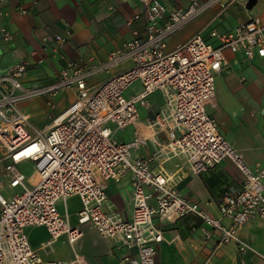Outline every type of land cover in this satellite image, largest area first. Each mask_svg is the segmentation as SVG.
Returning a JSON list of instances; mask_svg holds the SVG:
<instances>
[{
	"label": "built area",
	"instance_id": "2783aa9c",
	"mask_svg": "<svg viewBox=\"0 0 264 264\" xmlns=\"http://www.w3.org/2000/svg\"><path fill=\"white\" fill-rule=\"evenodd\" d=\"M238 1L188 0L186 6H168L166 0H138L146 34L139 37L137 29L132 30L131 37L102 64L129 61L128 66L94 88L87 84V70L76 60H69L45 84L23 83L26 65L20 60L0 75V264H84L77 255L71 260H42L25 230L28 225L46 228L44 250L51 249L61 235L73 245L82 230L70 223L66 208L58 207L59 201L70 196L80 199L75 212L78 224L89 223L124 248L115 264H157V244L164 239V231L154 216L170 223L196 215L206 239L216 233L219 243L234 242L241 251H255L239 237L238 229L250 219H264V165L250 168L205 106L214 96L215 77L226 63L225 48L241 50L245 59L264 58V19L250 15L231 30L212 29L216 43L198 31L167 49V37L179 26L212 7L221 14ZM139 18L140 13H135L126 23ZM11 37L10 31H3L2 38ZM55 37L65 40L60 34ZM136 81L140 88L126 94ZM70 90L74 99L52 115L45 129L33 127L30 114L20 107L36 96L54 107L59 94ZM155 92L162 103L146 118L157 128L152 134L155 148L150 157L135 156L134 149L145 145L147 137L135 129L131 139L121 141L116 132L138 122L140 107L147 106ZM159 131L163 135L158 136ZM153 158H177L176 167L184 161L195 174L229 158L242 183L222 195L220 216H213L183 196L169 175L153 169ZM24 162L33 169L29 176L19 166ZM127 173L131 203L125 218L105 210L104 203L107 182ZM223 217L231 222L224 224Z\"/></svg>",
	"mask_w": 264,
	"mask_h": 264
},
{
	"label": "crops",
	"instance_id": "0c3cea01",
	"mask_svg": "<svg viewBox=\"0 0 264 264\" xmlns=\"http://www.w3.org/2000/svg\"><path fill=\"white\" fill-rule=\"evenodd\" d=\"M247 0L232 3L221 14L217 7L200 13L186 24L179 26L167 37V49L189 39L201 31L204 38L217 42L210 30L219 33L235 28L250 15L264 19V0L248 8ZM168 6H186L188 0H166ZM0 75L17 61H24L26 70L22 76L27 85L45 84L53 80L69 60H76L88 72L87 84L92 88L128 66L129 61L102 65L108 55L118 49L137 29L144 37L145 16L138 0H5L0 4ZM135 13L140 18L127 24ZM4 30L12 33L9 39L2 38ZM60 34L65 40L56 39ZM226 63L215 77V93L206 104V111L213 115L219 129L229 143L240 153L246 164L255 169L264 165V58L245 59L243 52L223 50ZM140 88L134 82L126 94ZM74 99L73 90L64 91L55 99V106L47 104L44 97L36 96L20 104L30 114V119L46 116L50 125L53 114L58 113ZM159 92L149 97V103L140 107L138 122L118 130L116 136L127 141L139 130L147 137V143L134 149V155L150 157L154 151L152 134L157 128L149 125L146 118L160 107ZM163 135L161 131L158 136ZM180 160V159H179ZM177 158L164 161L153 158L151 166L170 176L177 190L185 197L195 200L200 207L213 216H220L222 195L230 189H238L242 175L229 158H224L201 173H192L182 161L176 167ZM129 173L118 181L109 180L106 185L105 210L128 217L131 195ZM4 191L10 190L6 186ZM59 201L60 210L66 208L69 221L77 225L82 234L71 245L66 235H61L49 250L41 248L48 237L42 225H28L25 230L32 247L42 260H71L76 255L84 264H115L124 248L115 238L100 235L89 223L78 224L75 212L72 216L67 201ZM80 203V202H79ZM62 204V205H61ZM153 221L163 228L164 239L157 244V264H264V219H250L238 229L239 237L248 242L255 251H241L234 242L219 243L213 233L206 239L201 230L199 217L185 215L174 222L162 223L158 216ZM224 224L231 220L222 218Z\"/></svg>",
	"mask_w": 264,
	"mask_h": 264
},
{
	"label": "rangeland",
	"instance_id": "374dc122",
	"mask_svg": "<svg viewBox=\"0 0 264 264\" xmlns=\"http://www.w3.org/2000/svg\"><path fill=\"white\" fill-rule=\"evenodd\" d=\"M47 121H48V117H46V116H40V117H36V118L31 119V123H32L33 127H35V128H39V127L43 126ZM19 166L22 168V170L24 171V173L27 176H29L33 173V169L31 168L29 163L24 162V163L20 164ZM79 202L80 201L77 198L68 199L67 204H68V207H69V210H70L72 216H73L76 208L80 205Z\"/></svg>",
	"mask_w": 264,
	"mask_h": 264
},
{
	"label": "water",
	"instance_id": "95a60500",
	"mask_svg": "<svg viewBox=\"0 0 264 264\" xmlns=\"http://www.w3.org/2000/svg\"><path fill=\"white\" fill-rule=\"evenodd\" d=\"M255 2H256V0H247V1H246V6H247L248 8H250Z\"/></svg>",
	"mask_w": 264,
	"mask_h": 264
}]
</instances>
